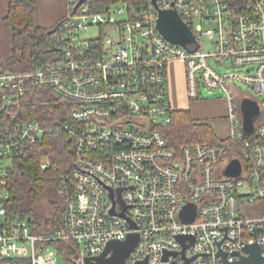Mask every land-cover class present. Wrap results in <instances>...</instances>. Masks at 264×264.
Listing matches in <instances>:
<instances>
[{
  "label": "built area",
  "instance_id": "obj_1",
  "mask_svg": "<svg viewBox=\"0 0 264 264\" xmlns=\"http://www.w3.org/2000/svg\"><path fill=\"white\" fill-rule=\"evenodd\" d=\"M154 1L118 0L106 10L67 0L50 55L25 72L0 70V264H58L68 249L75 254L68 264H86L131 232L139 238L127 264H225L220 251L239 264L254 243L264 257V0ZM159 9L178 12L195 41L166 39ZM172 60L182 63L188 99L201 98V88L227 95L225 138L169 145L163 127L173 109L166 81ZM29 82L73 104L70 120L56 125L74 144L73 168L60 177L56 222L39 230L8 212L13 157L51 129L21 117ZM245 98L259 108L251 133L242 128ZM232 158L241 164L238 175L225 173ZM188 203L195 217L184 221ZM182 234L194 240L182 243Z\"/></svg>",
  "mask_w": 264,
  "mask_h": 264
},
{
  "label": "trees",
  "instance_id": "obj_2",
  "mask_svg": "<svg viewBox=\"0 0 264 264\" xmlns=\"http://www.w3.org/2000/svg\"><path fill=\"white\" fill-rule=\"evenodd\" d=\"M36 1L8 0L7 12L0 20L12 29L11 50L6 58L0 56V70L25 72L34 68L38 58H46L53 51V29L62 17L50 28L35 24ZM116 1L86 0L92 9L106 10ZM25 87L21 117L36 119L51 129L13 157L8 175V212L11 217L30 218L34 228L39 230L49 225L37 213L35 205L45 197L54 210L50 223L54 224L62 207V198L58 194L60 177L73 168L74 144L64 131L56 128L57 124L70 120L73 104L51 87L33 82ZM163 132L169 145L175 149L184 144L218 140L212 123L193 117L188 108H173L171 121L163 127ZM42 160L50 163L43 170L39 167ZM63 255L66 263H70L75 254L68 249Z\"/></svg>",
  "mask_w": 264,
  "mask_h": 264
},
{
  "label": "water",
  "instance_id": "obj_3",
  "mask_svg": "<svg viewBox=\"0 0 264 264\" xmlns=\"http://www.w3.org/2000/svg\"><path fill=\"white\" fill-rule=\"evenodd\" d=\"M82 0H78L77 5ZM153 3L155 1L153 0ZM157 28L160 33L169 41L174 43H179L185 45L188 42H194L195 37L193 32L191 31L190 27L182 21L178 12L173 9L158 10V19H157ZM240 108L242 112V128L245 133H251L253 131V121L258 116V105L255 101L245 98L240 103ZM241 172V164L237 158H232L228 165H226L225 173L226 175H238ZM121 188L118 189L120 192ZM120 194V193H119ZM181 217L184 221L193 220L195 217V207L192 204H186L184 206ZM111 213H114L115 210L112 207ZM120 216H125L123 211L118 213ZM129 220V218H127ZM132 226H135L133 221L129 220ZM257 230V228H255ZM137 232H131L125 239L121 240H110L106 243L102 252L92 257H86L85 263L86 264H127L126 259L128 254L133 250L136 241L138 239ZM177 238L184 243L186 238L190 239L191 241L194 240V236L192 235H178ZM185 247V246H184ZM245 249L250 252V256L244 257L238 261H235L239 264L244 263H253V264H260L264 257L260 253V249L256 243L249 244L245 246ZM222 254V258L225 264H229L225 261V254L221 251L219 252ZM175 254V252H174ZM167 252L164 253V258H166ZM194 258V257H193ZM190 258H186L184 263L188 264ZM137 264H147V258H144L137 262ZM178 264V263H174Z\"/></svg>",
  "mask_w": 264,
  "mask_h": 264
},
{
  "label": "rangeland",
  "instance_id": "obj_4",
  "mask_svg": "<svg viewBox=\"0 0 264 264\" xmlns=\"http://www.w3.org/2000/svg\"><path fill=\"white\" fill-rule=\"evenodd\" d=\"M45 8L48 9L49 6L55 10H62L66 7L65 0H44ZM203 46L205 50H212V41L208 37H203ZM168 67V80L167 89L169 92L170 100L172 106L187 107L192 115L200 119H207L213 124V128L216 134L219 136L228 133V107H226L227 95L223 93L222 90H213L208 93L206 90L201 88V100L194 101L188 99L186 96L184 88V73L182 68V63L179 60H172ZM241 88L249 94H253L252 89L241 84ZM262 104V117H264V95L258 97ZM35 210L39 215L45 218L44 221L47 225H50L52 217L54 216V210L52 206L49 205L45 197L39 199L38 203L35 205ZM49 220V221H48ZM58 264H68L58 257Z\"/></svg>",
  "mask_w": 264,
  "mask_h": 264
},
{
  "label": "crops",
  "instance_id": "obj_5",
  "mask_svg": "<svg viewBox=\"0 0 264 264\" xmlns=\"http://www.w3.org/2000/svg\"><path fill=\"white\" fill-rule=\"evenodd\" d=\"M37 5L34 11V22L37 25L50 28L54 26L58 20L65 15L67 12V0H65V5L66 7L62 10H55L49 6L48 9L45 8V3L44 0H37ZM7 5H8V0H0V18L3 17L6 12H7ZM11 38H12V29L10 28L9 25L3 23L0 20V56L2 58H6L10 54L11 50ZM184 73V72H183ZM184 88H185V80H184ZM202 98V97H201ZM195 99L194 101H199L201 100ZM226 105L228 106V100L226 98L225 101ZM226 106V107H227ZM173 108H187V107H177V106H172ZM193 117H195L193 115ZM197 118V117H195ZM200 119V118H197ZM203 120V119H201ZM213 125V124H212ZM216 134V131H215ZM217 138H225V135L219 136L217 135Z\"/></svg>",
  "mask_w": 264,
  "mask_h": 264
}]
</instances>
